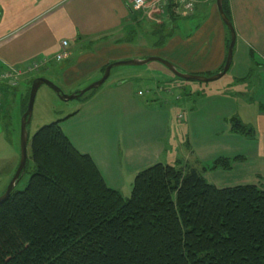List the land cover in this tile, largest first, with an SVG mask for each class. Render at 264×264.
<instances>
[{
  "label": "crops",
  "instance_id": "obj_1",
  "mask_svg": "<svg viewBox=\"0 0 264 264\" xmlns=\"http://www.w3.org/2000/svg\"><path fill=\"white\" fill-rule=\"evenodd\" d=\"M131 2L0 0V140H4L8 133L1 120L7 114L8 101L13 95H18L24 106V98L30 92L27 82L15 88L2 81L1 75L7 70H22L33 63L47 61L44 74L64 80L72 88L70 92H78L84 84L88 86L98 82L109 65L122 61L160 58L182 73L195 76H212L225 65L231 34L220 17L217 0H202L192 9H186L174 0H146L145 8L140 12L131 10ZM226 2L236 33L233 61L227 73H230V79L225 90L216 88L219 96L209 98L214 103L202 102L198 107L184 103L188 110L185 123L195 127L198 121L200 128L195 131L194 141L187 134L177 135L179 126H175L177 121L171 118L175 103H167L162 110L164 112L151 114L142 112L143 104L134 97L129 80L139 78L151 79L150 90L154 91L148 94L149 97L158 99L162 94L167 98L172 95L175 89L166 82H176L169 78L168 73L171 72L164 66L147 64L134 67L125 72L128 79L123 78L124 74H117L113 84L105 83L99 90L93 91L88 99L83 100L80 110L61 120L65 136L79 153L91 157L110 189L119 192L125 185L124 174L137 176L143 169L157 164L168 150L171 153L175 151L177 143L189 148L187 163L197 170L201 169L200 172L215 159L244 158V161L234 163L232 171L220 172L225 175L240 169L239 178L209 177L212 172L208 171L203 176L209 184L219 189L241 185L264 189V0ZM138 32L141 33L139 36ZM63 42L68 43L66 49L69 55L58 62L55 57L64 50ZM247 77L254 91L252 101L255 108V136L247 141V151L238 148L241 138L234 136L231 130V134L218 144H208L212 130L202 131L200 119L212 121L208 128L215 133L222 125L224 130L232 108L221 107L215 100L229 102L225 99V92H229L230 88L235 91L244 88L246 82L240 81ZM82 78L89 83L80 82ZM161 81L166 86H162L164 82ZM179 86L182 88V85ZM176 101L181 104L182 97H177ZM131 105L134 110H141L142 113L138 111V122L142 127L135 136L131 130L125 131L123 148L117 144L112 147L97 127L109 124L113 113L122 109L126 112ZM23 113L22 107L21 116ZM83 114L86 120L82 124L70 126V121ZM186 114L180 115L179 121L185 120ZM136 122L125 120L123 124L132 127ZM165 129L175 131L169 149H163L160 143Z\"/></svg>",
  "mask_w": 264,
  "mask_h": 264
},
{
  "label": "trees",
  "instance_id": "obj_2",
  "mask_svg": "<svg viewBox=\"0 0 264 264\" xmlns=\"http://www.w3.org/2000/svg\"><path fill=\"white\" fill-rule=\"evenodd\" d=\"M223 9L230 20L226 0ZM61 123L35 133V172L0 203V264H264V189H219L203 176L244 158H219L202 172L154 164L125 199ZM230 124L233 134L254 138L239 119Z\"/></svg>",
  "mask_w": 264,
  "mask_h": 264
},
{
  "label": "rangeland",
  "instance_id": "obj_3",
  "mask_svg": "<svg viewBox=\"0 0 264 264\" xmlns=\"http://www.w3.org/2000/svg\"><path fill=\"white\" fill-rule=\"evenodd\" d=\"M197 4L193 5L192 8H194ZM140 34L141 33L138 32V36ZM145 38L146 37H144V39ZM149 66L159 67L162 65H160L159 63H149ZM133 68L134 67H129V66H120V67L114 68L106 83L110 85L113 84L112 82L115 81V76L119 73L124 74L123 75L124 79H128L129 77L125 74V72H128ZM44 71H45V65L38 67L37 69H31L30 71L26 70L25 71L26 75H24L18 81L17 86H15V88L19 87L23 82H27L29 85V90H31V86L34 80L38 78H45L49 80L50 82H52L54 85H56L62 91L64 95L69 96L75 93H79L95 83L93 82L89 84L88 86L87 85L85 86L84 84L81 87V89L78 90V92H70L72 88H70L68 84L64 82V80H59V79H55L53 77L47 76L46 74H44ZM168 74H169V78L173 79L176 83L177 82L180 83V84L179 83L169 84L170 82H166L167 85H170V86L172 85V88L174 87L175 89L173 90L172 95L168 96L169 98H167V96L163 94L160 95L158 99H155V98L153 99L149 97L150 92L154 91L152 89L150 90L151 88L150 86L152 85V83L150 82L151 81L150 78L148 80L142 79V78L129 80L132 82V85H133L134 97L137 101L143 104L142 112L146 111V112H150L151 114L164 110L165 105L167 103L169 104L175 103V105L173 106L171 110V118L173 117L174 121L175 122L177 121V124H175V126H179L177 127V130H180V131H177L178 132L177 135L179 136L180 134L182 135L183 133L185 135L187 134L194 141L195 134H196L195 131H197V128H199L198 121L195 127L193 124L189 126V123L188 124L185 123V121H187L188 110L186 106L184 105V103L187 102L191 104L193 107H198V105L200 106L202 102L204 104L214 103L211 100H209V98L211 96H219V94L216 93V88L220 90H225V88L227 87L226 86L227 82L230 79V75H229L230 73L224 76L221 80L212 82V83H200L196 81L181 80V79H178L176 76L172 75V73H168ZM201 77L209 78L211 76H201ZM85 81H88V80L82 78L80 82L87 83ZM120 82L121 81H119L118 83ZM161 82H164V81H161ZM166 83L165 82L162 83V86H166L165 85ZM179 85H182V88H180ZM96 90H99V89H95L94 91ZM237 90L235 91V90H232V88H230L228 90L229 92H225V99H228L229 102L222 101V100L216 102L215 100V103L221 104V107L232 108L231 114L227 118L226 123L224 125V130H223V125H222L220 127V130L217 133H215L212 128L210 127L208 128V126L210 125L212 121H210L209 119H200L202 131L210 132V130H212L211 133L213 135L211 136L212 138L207 141L208 144H218L222 139L226 138L229 134H231L229 132L230 130L229 127L231 126L230 122L233 118L239 119L246 127L253 128L255 108H254V104L252 101V97H253L254 91L252 90V86L249 83V78L245 84V87L242 89H239V91ZM91 94L92 92H89V95ZM26 96L27 97L24 98L25 102L23 106L20 97L18 95H13L10 101H8V104H7L8 111H7V114H5V119L3 118L1 119L4 130L7 131L8 133L5 134L7 137L4 140L2 139L0 140V197L7 190L20 164L21 125H22V118L24 115L23 114L21 116V111H22V107L23 109H25L26 106L28 105L30 94L27 93ZM179 96L182 97L181 104H178L176 101V98ZM83 103L84 102L82 98L78 100H74V101H68V102L64 101L51 88H49L46 85H43L39 88L36 94V98H35L32 118L27 128V131L29 134V142H28V149H27L28 159H27L26 172L24 176L21 178L19 184L16 186L15 188L16 192L23 191L26 188L29 180L31 179L32 174L35 172V165L32 159V148H31L32 138L35 135V133L43 126L50 125L51 123L59 121V120H64L68 116L75 114L78 110L82 108ZM126 110H127L126 112L124 109L117 110L115 113H113V117L111 118V121L108 120L109 124L105 123L102 127H97L98 130L103 132L101 136L104 137L106 141L109 140V144L112 147L115 144H117V146H120L121 148H123L124 146L123 135L125 131L131 130L132 135L135 136L138 134V132L140 131L142 127V125H140V122H138V117H140L139 112H141V110L139 109L138 110L139 112L137 110H134L133 105L128 106ZM185 114H186L185 120L179 121L178 117L180 115L184 116ZM205 117L209 118L208 116H205ZM85 120H86V117H85V114H83L81 115L80 118L75 119L74 121H70L71 122L70 126H73V127L77 126L79 124H82V122H84ZM125 120L126 122H132V123L136 121L137 122L131 127L128 124H123ZM114 121L115 123L113 124ZM170 123L172 126V122ZM174 133L175 131H171V130L169 131L166 129L164 130V132H162V138L160 140V143L163 146V149H169L170 141ZM234 136H238L241 138L239 139L238 148L241 149L242 151H247V148H248L247 141L249 140V137H243V136L235 135V134ZM189 158H190L189 148H187V146L184 147L180 145L179 143H177V149L173 151L172 153H171V150H168L167 154L163 155L161 160H159V162L157 163L176 166L177 161H179L183 163V166H184V165H188L187 159ZM214 161L208 162L209 163L208 165L212 166ZM190 166L193 167L192 165ZM198 170L201 171V169H198ZM239 171L240 169L237 170L235 173L227 172L228 174H225V175H221L220 173L221 170L213 171L211 175H209V177L210 176L222 177V179L228 178V180H234L236 178H239L238 176L240 175H237ZM133 177L134 176H131L130 173L124 174L125 185H124V188H122L119 192L125 199H128L131 196L132 189H133V183H134V179L136 176L134 178Z\"/></svg>",
  "mask_w": 264,
  "mask_h": 264
},
{
  "label": "water",
  "instance_id": "obj_4",
  "mask_svg": "<svg viewBox=\"0 0 264 264\" xmlns=\"http://www.w3.org/2000/svg\"><path fill=\"white\" fill-rule=\"evenodd\" d=\"M223 1L224 0H217V7L218 11L220 14V17L228 30L230 31L231 34V40L230 44L228 47V52H227V58L225 65L223 67V70L219 72L218 74L211 76L209 78L206 77H201V76H194V75H189V74H184L181 71H179L175 66L170 64L169 62L160 59V58H148L146 60H130V61H122V62H117L114 64L109 65L101 80L98 82H95L91 86L87 87L83 91L79 93H75L73 95H64L62 91L54 85L52 82L45 78H38L34 80L31 86L30 90V96H29V101L27 105V110L23 115L22 118V125H21V141H20V164L17 169V172L12 179L11 183L9 184L7 190L5 193L0 197V203L6 201L11 194L15 191L16 186L19 184L21 178L24 176L26 172V166H27V149H28V142H29V134L27 131L28 125L30 124L32 114H33V108H34V103H35V98L36 94L39 90V88L43 85L48 86L51 88L62 100L64 101H74L83 98L87 93L94 91L95 89H99L102 85L106 83V81L109 79L111 72L114 68L120 67V66H133V67H138V66H145L149 63L156 62L167 68L174 76H176L178 79L181 80H186V81H196L200 83H212L221 80L226 74L229 72L232 61H233V52H234V47L236 43V33L235 30L232 26L231 21L228 19V17L225 15L224 9H223Z\"/></svg>",
  "mask_w": 264,
  "mask_h": 264
},
{
  "label": "built area",
  "instance_id": "obj_5",
  "mask_svg": "<svg viewBox=\"0 0 264 264\" xmlns=\"http://www.w3.org/2000/svg\"><path fill=\"white\" fill-rule=\"evenodd\" d=\"M174 1L177 4L183 5L185 8L190 9L193 7V5L199 3L201 0H174ZM145 6H146V0H132L131 2V8L135 12H140L143 8H145ZM67 47H68V43L63 42L64 50L59 54H57V56L55 57L56 61L60 62L64 60L66 57H68L69 54L66 49ZM46 63L47 61H44L42 63H33L22 70H16V69L7 70L5 73L1 75V80L4 82H8L12 87H15L17 86L18 81L24 75H26L25 72L26 70L30 71L31 69H37L38 67H41Z\"/></svg>",
  "mask_w": 264,
  "mask_h": 264
}]
</instances>
